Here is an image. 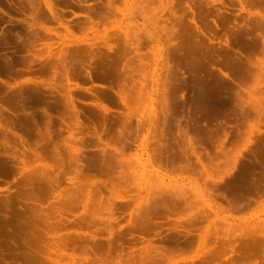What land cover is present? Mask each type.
Masks as SVG:
<instances>
[{"label":"rangeland","instance_id":"obj_1","mask_svg":"<svg viewBox=\"0 0 264 264\" xmlns=\"http://www.w3.org/2000/svg\"><path fill=\"white\" fill-rule=\"evenodd\" d=\"M0 8V240L14 234L3 250L20 253L8 261L199 264L208 236L236 249L217 264L254 240L262 263L264 159L232 156L259 138L240 133L264 131V0Z\"/></svg>","mask_w":264,"mask_h":264},{"label":"bare ground","instance_id":"obj_2","mask_svg":"<svg viewBox=\"0 0 264 264\" xmlns=\"http://www.w3.org/2000/svg\"><path fill=\"white\" fill-rule=\"evenodd\" d=\"M0 10H2L1 8H0ZM52 11H53V8H52ZM33 14V13H32ZM56 16V15H55ZM34 24V23H33ZM214 52V51H213ZM220 54V53H219ZM230 55H231V53H230ZM254 59V58H253ZM17 60V59H16ZM210 60V59H209ZM228 60V59H227ZM218 61V60H217ZM245 61V60H244ZM12 62V64H13V62H15L14 60L13 61H11ZM17 62L18 61H16L15 62V64H17ZM240 62V61H239ZM255 63V62H254ZM9 64H10V62H9ZM207 64V63H206ZM239 64V63H238ZM11 65V64H10ZM10 65H9V67H10ZM248 65V66H247ZM7 66V65H6ZM231 66V65H230ZM242 66V69L243 70H246V69H249V63L247 62V63H244L243 65H241ZM255 66H257V68H258V64H256ZM195 67V66H194ZM239 67V66H238ZM10 68H14L13 66H11ZM206 68V67H205ZM15 70V69H14ZM210 70V69H209ZM252 70V69H251ZM8 71V70H7ZM11 71V70H10ZM16 71V70H15ZM236 72V71H235ZM233 73V72H232ZM195 74V73H194ZM244 74H246V73H243V72H239V74H238V76H237V74H235L234 73V75L236 76V78L239 80L240 78H243L244 77ZM246 76V75H245ZM259 76H261V75H259ZM259 76L256 74L255 75V79H258L259 78ZM209 80V79H208ZM247 80V79H246ZM240 81H242V79L240 80ZM239 82V81H238ZM260 82V85L261 84H263L264 82H261V81H259ZM227 84V83H226ZM243 84V83H242ZM189 85V84H188ZM228 85V84H227ZM221 87V86H220ZM216 88H218L216 91H221V90H219V89H222V88H219V87H216ZM209 89V88H208ZM234 89V88H233ZM25 90V89H24ZM235 90V89H234ZM244 90H245V92L248 94V97H249V99H248V102H247V104L249 105V104H251V105H253L251 102H253L251 99H252V92H251V88H247V89H245V87H244ZM232 92V91H231ZM231 92H230V94H231ZM217 93V92H216ZM216 93H215V96H216ZM233 93V92H232ZM213 94V93H212ZM218 95H220V97L218 96ZM241 96V95H240ZM217 98H219V99H221L220 100V103L218 102V104L219 105H224L225 104V102L227 103V101H228V95H226V93L224 92V91H222V92H219V94H217V96H216ZM239 98V97H238ZM219 99H217V100H219ZM233 99V98H232ZM243 99V98H242ZM216 100V101H217ZM11 101V100H10ZM224 102V104H223V102ZM250 101V102H249ZM12 102V101H11ZM222 102V103H221ZM235 103V102H234ZM238 104V103H237ZM242 104V103H241ZM9 106V105H8ZM245 106V105H244ZM26 108V107H25ZM246 109V108H245ZM244 110V109H243ZM2 111V110H1ZM10 111V110H9ZM252 111V110H251ZM27 112V111H26ZM215 113V112H214ZM1 115V114H0ZM6 115V114H5ZM11 116H9V118H10ZM14 118V117H13ZM16 118V117H15ZM10 120V119H9ZM2 122H3V120H1ZM14 122V121H13ZM34 122V121H33ZM7 123V122H6ZM2 127H4V123L2 124V123H0V129L2 128ZM7 127V126H6ZM247 129V128H246ZM2 131V130H1ZM0 131V132H1ZM10 131H12V130H10ZM239 133V132H238ZM241 134V136H245V137H247V142L248 143H253V141H254V139H253V141H252V139H251V137L252 136H255V135H258L259 136V138H258V140L256 141L255 140V142H254V148H252V149H250V151L248 150V153L246 154V155H244V153L242 152V150H238V151H235V153L233 154V159H240L241 157H244V158H247V159H258V162H260V163H258V164H261V161L259 160V159H264V131H262L261 129H260V127L259 126H253V125H251L250 127H249V129H247V130H245V132H243V134L242 133H240ZM4 135V134H3ZM215 135V134H214ZM211 136V135H210ZM240 136V137H241ZM212 137H213V135H212ZM244 137V138H245ZM239 138V137H238ZM11 140V139H10ZM233 141V140H232ZM9 142V141H8ZM198 148V147H197ZM220 151H221V153L223 154V155H225V156H228V154H229V150H226L225 149V147L223 146V144L221 145V149H220ZM193 152H197L196 151V148L195 147H193ZM198 156H199V153H198ZM0 164H2V163H0ZM4 165V164H3ZM4 167V166H3ZM259 167V166H258ZM33 179V178H32ZM29 180V179H28ZM32 182V181H31ZM26 194V193H25ZM22 196V195H21ZM40 196V195H39ZM20 197V196H19ZM12 200V199H11ZM4 201L5 202H3V207L4 208H8V206L7 205H9V202H10V200H8V199H4ZM15 202V201H14ZM11 204V203H10ZM15 204V203H14ZM12 205V204H11ZM18 210V209H17ZM4 213V212H3ZM10 213V212H9ZM16 214V213H15ZM3 216V219H2V221H3V224L4 223H10L11 221H13L12 219H11V221L10 220H8L9 219V217L5 214H3L2 215ZM24 216V215H23ZM40 216V215H39ZM18 217V216H17ZM8 218V219H7ZM12 225V224H11ZM50 225V224H49ZM7 226H8V224H7ZM14 226V225H13ZM5 227V226H4ZM134 227V226H133ZM139 228V227H138ZM11 229V228H10ZM37 229V228H36ZM140 229V228H139ZM143 229V228H142ZM15 230V229H14ZM144 230H145V228H144ZM28 231V230H27ZM250 231H252V230H250ZM257 231V230H256ZM11 232V231H10ZM259 232V231H258ZM35 233V232H34ZM255 233H257V232H255ZM9 234V233H8ZM27 234V233H26ZM207 234V233H206ZM205 234V235H206ZM34 235V234H33ZM8 236V238L4 241V239H3V235H2V240H0L1 241V243H0V252L2 253L1 255H2V258H1V260H2V263L3 264H18L17 263V261H15V259L14 260H12V261H8L9 260V258L11 257V256H17L18 257V255L20 254V253H18V251H6V250H3V248L4 247H9V249L8 250H10V248H11V250L16 246V248H18V243H16L15 242V240L14 239H16V236L14 235V234H9V235H7ZM203 236V235H202ZM28 237V236H27ZM10 238V239H9ZM93 238H94V236H93ZM201 238V237H200ZM254 238V237H253ZM27 239H29V237L27 238ZM31 239V238H30ZM30 239H29V241H28V243L26 242L25 243V245H27V247H30L31 245H33L34 244V242H33V244H32V241H30ZM251 239V238H250ZM255 239V238H254ZM10 240V241H9ZM9 241V242H8ZM23 241V240H22ZM27 241V240H26ZM36 241V240H35ZM63 241H65V240H63ZM256 241H258V240H256ZM255 240L254 241H247V242H244L243 243V246L241 247V249H240V251H239V253H238V257L236 258L235 256V258L236 259H234V260H232L230 263H226V264H249L250 263V261H252V259L253 258H255V257H257V255H258V250H257V248L259 247L258 245H259V243H261V242H256ZM190 242V241H189ZM66 243V242H65ZM65 243H63L64 245H66ZM109 243H111V242H109ZM121 243V242H120ZM191 243V242H190ZM209 243H210V241H209V238H208V236H205V237H202V239H200L199 240V242H198V246H200L201 247V250H203V249H205V250H203V251H200L201 253L200 254H203V253H209L208 254V258L207 259H205L204 261H202V262H200L199 264H217L216 262H215V260H217V258L221 255V254H224L226 251L228 252V249L229 248H232L233 250H236L235 249V247L233 246V245H231V246H226L224 243H222V244H220V246L218 247V248H211L210 246H209ZM121 244H117V246H120ZM178 246V245H177ZM258 246V247H257ZM20 247H22L21 245H20ZM102 245H98L97 246V248L95 249V248H93V250H94V252L96 253V252H98V250H101L102 249ZM111 248H112V246L111 245H109L108 246V248L106 249V250H108L107 252H110L111 251ZM5 249V248H4ZM29 249V248H28ZM85 249V248H84ZM169 249H171V248H169ZM27 250V249H26ZM103 250V249H102ZM144 250V249H143ZM174 250V249H173ZM4 251H6V252H4ZM23 251V250H22ZM21 251V252H22ZM28 251V250H27ZM32 251V250H31ZM56 251V250H55ZM83 251V250H82ZM259 251H261V250H259ZM42 252V251H41ZM203 252V253H202ZM23 253V252H22ZM21 253V254H22ZM94 253V254H95ZM134 253V252H133ZM22 255H24V254H22ZM26 255H28L29 256V254H26ZM36 255V254H35ZM142 255V254H141ZM161 255V254H160ZM205 256V255H204ZM223 256V255H222ZM16 257V258H17ZM22 257V256H21ZM30 257V256H29ZM28 257V258H29ZM39 257V256H38ZM99 257V256H98ZM97 256L94 258L95 259V261H96V259L98 260V259H100V258H98ZM27 258V257H26ZM32 258V257H31ZM108 257H106V262L108 261L109 262V259H107ZM73 259V258H72ZM85 260V262L86 261H88L89 262V259L88 258H84ZM94 259L92 260V261H94ZM150 259V258H149ZM220 259V258H219ZM45 260V259H44ZM73 260H75V259H73ZM201 260V259H200ZM50 261H52V262H55L56 261V258H51L50 257V255L49 256H46V263L48 262H50ZM146 261H148V260H146ZM5 262V263H4ZM19 262V261H18ZM31 262H33V261H31ZM36 262V261H35ZM34 262V263H35ZM57 262V261H56ZM75 262V261H74ZM79 262V261H78ZM42 263V262H41ZM87 263V262H86ZM191 263V262H190ZM106 264V263H105ZM219 264V263H218ZM225 264V263H224ZM251 264V263H250ZM261 264H264V259H263V261H262V263Z\"/></svg>","mask_w":264,"mask_h":264},{"label":"crops","instance_id":"obj_3","mask_svg":"<svg viewBox=\"0 0 264 264\" xmlns=\"http://www.w3.org/2000/svg\"><path fill=\"white\" fill-rule=\"evenodd\" d=\"M1 240H2V238H1ZM0 243H1V241H0ZM2 253L0 252V264H3L2 263V260H1V258H2V255H1Z\"/></svg>","mask_w":264,"mask_h":264}]
</instances>
